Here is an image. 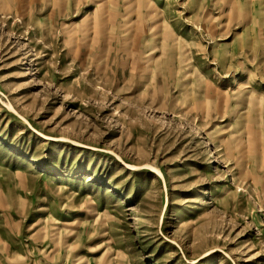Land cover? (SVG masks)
Masks as SVG:
<instances>
[{
    "label": "rangeland",
    "instance_id": "obj_1",
    "mask_svg": "<svg viewBox=\"0 0 264 264\" xmlns=\"http://www.w3.org/2000/svg\"><path fill=\"white\" fill-rule=\"evenodd\" d=\"M0 264H264V0H0Z\"/></svg>",
    "mask_w": 264,
    "mask_h": 264
}]
</instances>
